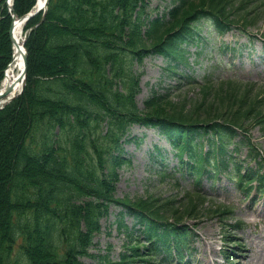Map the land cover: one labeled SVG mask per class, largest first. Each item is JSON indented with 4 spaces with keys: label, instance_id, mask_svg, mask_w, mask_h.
Returning <instances> with one entry per match:
<instances>
[{
    "label": "trees",
    "instance_id": "obj_1",
    "mask_svg": "<svg viewBox=\"0 0 264 264\" xmlns=\"http://www.w3.org/2000/svg\"><path fill=\"white\" fill-rule=\"evenodd\" d=\"M4 1L0 81L12 53L11 15ZM34 3L13 0L12 10L20 16ZM251 3L172 0L153 16L146 0H49L41 22L42 12L27 19L24 89L0 108V264H20V254L25 264H83L79 257L91 255L89 246L111 203L123 209L117 227L131 239L122 215L129 213L142 225L147 244L131 242L118 261L105 262L141 264L156 252L181 251L188 235L184 220L198 218L204 203L200 193L186 192L181 203L114 197L115 168L129 162L120 156L121 138L132 124L159 128L179 164L196 176L223 170L229 175L235 167L240 185L264 192V154L249 133L256 124L264 132V90L254 94L238 82L235 87L220 83L210 101L214 85L205 82L190 107L154 90L140 109L139 76L130 70L132 60L153 53L173 72L185 62L184 47L197 38L199 21H208L218 33L232 26L244 31L260 15ZM103 122L106 130L99 134ZM93 131L97 137H91ZM238 131L243 136L233 151L228 145ZM243 144L254 166L235 162L231 153ZM155 153L160 155L158 149ZM216 211L230 213L225 206Z\"/></svg>",
    "mask_w": 264,
    "mask_h": 264
},
{
    "label": "rangeland",
    "instance_id": "obj_2",
    "mask_svg": "<svg viewBox=\"0 0 264 264\" xmlns=\"http://www.w3.org/2000/svg\"><path fill=\"white\" fill-rule=\"evenodd\" d=\"M147 13L153 16L162 14L172 0H146ZM5 2V1H4ZM251 8L259 11L254 25L244 31L236 26L216 36L214 25L201 20L197 23L193 38L186 45V60L170 72L166 69L167 60L157 54L149 53L141 61L132 60L130 70L139 76V90L135 95L138 107H143L145 98L152 91L165 92L176 102H186L190 107L200 97V84L206 80L214 85L208 100H212L215 89L225 83L231 87H249L252 93L264 90V0H252ZM23 45L25 41V33ZM194 35V36H195ZM25 47V46H24ZM26 49V48H25ZM27 52V50H26ZM188 76L189 78H187ZM228 81H233L230 85ZM224 89H229L224 87ZM242 89V88H241ZM215 94V93H214ZM103 122L98 133L106 130ZM102 131V132H101ZM93 131L91 137H97ZM250 135L261 152H264V132L258 124L250 129ZM243 135L240 131L235 140ZM100 137L97 142H100ZM204 148H207V141ZM121 157L129 160L115 168L117 178L114 181V197H127L134 200L138 197L152 196L160 200L186 201L185 193L199 191L203 204L198 210V218L184 220L190 230L187 237L188 246L176 255L165 256L163 252L154 254L141 264H201L204 262L205 246L214 248L211 264H241L244 259L239 256L240 249L247 245L253 254L260 257L256 264H264V195L252 192L243 193L233 181L234 174L225 172L201 177L199 188L194 185V177L183 164H178L164 133L154 126L132 124L121 138ZM231 147V146H229ZM156 149L160 155H157ZM237 160H246V145L239 148ZM116 153V152H115ZM199 189V190H198ZM225 206L229 214H221L216 208ZM120 204L111 203L107 214L100 219V229L95 232L89 246L91 255L79 257L83 264H108L118 261L123 253H128L129 243L140 241V246L147 243L141 233L142 225L132 215L124 212L123 221L131 228V239L126 230L117 227ZM260 216L263 222L260 221ZM248 237H245V236ZM134 238V239H133ZM133 239V241H132ZM253 239L256 244L248 242ZM148 247L152 248L149 245ZM141 247V252H149ZM256 250V251H255ZM127 252V253H126ZM17 256L16 251L13 258ZM18 257L20 264H25L24 256ZM255 263V262H254Z\"/></svg>",
    "mask_w": 264,
    "mask_h": 264
},
{
    "label": "bare ground",
    "instance_id": "obj_3",
    "mask_svg": "<svg viewBox=\"0 0 264 264\" xmlns=\"http://www.w3.org/2000/svg\"><path fill=\"white\" fill-rule=\"evenodd\" d=\"M44 2L45 0H35V3H34L35 8L44 7L45 6ZM17 18L18 17L14 18L15 21L17 20V23L15 24V27L12 31V35L14 38V44H11V49H12L11 56H14V58H13V61L8 66H6V69H5L6 71L4 73L5 75H4V78L2 79V84L0 86V89H2L8 86L9 84H11V86L14 88L7 96L1 98L0 105L3 103V101L4 102L7 101L11 96L16 95V94L18 95V92L21 90V87H22L21 72L24 68V60H23V54H22L23 48L21 47V44H23L24 35L22 32L23 22L22 20L20 21ZM26 71H27V68H26ZM259 219L261 222H263L262 216H260ZM245 237H248V236L246 235ZM248 242H251V244L252 242L256 244V242L253 239L248 240ZM211 245L212 244L210 243V245L205 246L204 252H205L206 258L203 259L204 262L201 264H211L213 262V256H214L215 250ZM256 252L259 253L258 250ZM257 253L253 254V249L245 245L243 248L240 249V252H239V256H241L244 259V262L241 264H256L257 259L260 257L259 255L260 253L259 254Z\"/></svg>",
    "mask_w": 264,
    "mask_h": 264
},
{
    "label": "water",
    "instance_id": "obj_4",
    "mask_svg": "<svg viewBox=\"0 0 264 264\" xmlns=\"http://www.w3.org/2000/svg\"><path fill=\"white\" fill-rule=\"evenodd\" d=\"M47 3H48V0H45L44 2V7H38V8H35V5L33 6V8H31L30 11H28L27 13L19 16L17 19L18 20H22V21H26L29 17L33 16L34 14L38 13L39 11H42V16L39 20V22H41L43 20V18L45 17V14H46V8H47ZM15 18V16H13ZM13 18L11 24H10V27H9V37H10V40H11V44H14V38H13V35H12V31L15 27V24L17 23V20L15 21V19ZM20 46V45H19ZM21 47L23 48V51H22V54H23V60H24V68L21 72V80H22V87H21V90L18 92V94H20L24 88V85H25V79H26V68H27V52H26V49L24 48V45L21 44ZM13 58L14 56L11 57V60L10 62L8 63V65L13 61ZM7 65V66H8ZM5 75V74H4ZM14 87L11 86V84H9L8 86H6L5 88H2L0 89V100L1 98L7 96L12 90H13ZM17 95V94H16ZM16 95H13L11 96L7 101H3V103L0 105V108L8 103L11 99H13Z\"/></svg>",
    "mask_w": 264,
    "mask_h": 264
}]
</instances>
